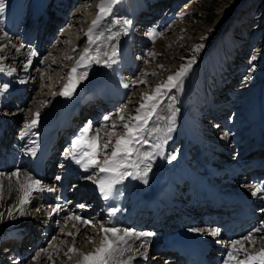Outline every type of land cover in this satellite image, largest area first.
Returning a JSON list of instances; mask_svg holds the SVG:
<instances>
[{"label":"rangeland","instance_id":"1","mask_svg":"<svg viewBox=\"0 0 264 264\" xmlns=\"http://www.w3.org/2000/svg\"><path fill=\"white\" fill-rule=\"evenodd\" d=\"M39 1L0 0L5 4L4 12L0 13V43L4 41L5 33V41L10 47L13 40L25 37L31 31L29 43L43 46L42 41L35 42L34 27L29 25L33 8ZM58 1L55 0L57 3ZM70 3L68 8L73 14L72 18L69 17L64 26L59 28V34L56 29L49 33L53 40L47 46L52 53L47 52L43 56L42 61L45 60L47 64L42 69V79L36 82L32 92L26 93L29 105L24 109H16L8 104L10 97L3 87L8 85L9 79L15 80L19 71V65L12 63L10 58H15L22 52L13 51L8 55L9 49L0 48V67L4 69L0 71V119L6 118L10 122L8 127L13 128L14 136L39 135L41 119L49 109L59 104L57 99L68 82L70 70L77 64L84 48L89 46L86 33L92 21L97 18L100 0H70ZM149 5L150 10L152 6V9H156L155 13L147 10ZM140 14L147 16L139 18ZM146 18L148 22L141 23ZM124 19L132 21L129 27H133L135 21L141 20L135 24L139 29L135 32L138 38H145L147 29L155 25L156 19L161 24L153 31L157 35L152 36L149 33L147 42H132L133 46L142 49V53L134 54L142 61L135 74L130 73L128 94L114 106V115L106 113L111 122L101 121V125L105 123L101 127V143L105 142L104 134L112 131L110 126L113 123L118 125L116 135H123L124 130L119 127V116H125L126 122L128 117L135 116L143 94H151L157 85L166 81L168 76L173 75L181 65L191 59L197 45H203L195 53V63L183 77L181 85L164 90L159 98L156 112L147 125L150 131L144 133L149 143L137 145L141 153L147 151L146 149L152 151L154 159L142 162L140 158L133 156V162L139 164L141 171L148 164L169 173L180 168L186 160L203 170L208 162L222 166L226 160L242 157L255 143V132L264 118V0H117L111 15L101 21L96 31H103L104 37H111L115 33L119 35L110 44L111 48L108 40L112 39H101L91 47L95 49L99 46L101 53L111 52L113 46L119 50L122 45L120 41L123 38L125 40L124 29L128 27L123 24ZM115 20H120L121 23L117 24ZM12 24L8 34V28ZM69 56L73 58L68 59ZM101 58L105 59L103 56ZM56 61L60 65H50ZM99 68L98 64L92 63L77 69V76L87 73L86 80L89 85L84 87L85 93V89L99 78ZM108 74L115 77L111 70ZM46 95L48 96L45 97ZM12 102L14 101L9 103ZM41 107L43 110L37 126L29 129L28 125L35 118L34 111ZM122 108L123 113L120 112ZM14 109L17 111L13 112ZM169 127L172 128L171 132L168 131ZM165 140L162 149L153 148V145ZM114 141L115 137L113 143ZM70 148L68 146L66 150ZM160 152L163 155L158 154ZM259 154L260 152L254 150L251 158L259 157ZM171 155H175L176 159H168ZM64 157L61 149L57 160H62L63 163ZM98 158L103 160L104 153ZM128 171L135 172V169L129 168ZM62 175L64 172H53L52 178H61ZM248 175V170H244L236 179L243 176L247 178ZM148 177L147 175L144 179ZM144 179L140 178V181ZM183 187L184 184L179 190L182 191ZM129 190L130 185L124 184L123 193ZM199 224L200 228L211 226L203 221ZM135 225L137 231H143L141 225ZM158 253L150 251L145 258V264H170L162 255L156 257Z\"/></svg>","mask_w":264,"mask_h":264},{"label":"bare ground","instance_id":"2","mask_svg":"<svg viewBox=\"0 0 264 264\" xmlns=\"http://www.w3.org/2000/svg\"><path fill=\"white\" fill-rule=\"evenodd\" d=\"M46 1L47 0H40L33 8L34 10L32 11L31 21L29 23L35 24L34 29L37 27L36 24H38L36 23L37 18L41 16L45 5H47ZM151 11H155V9L149 10V12ZM69 17L71 16L68 15L65 17L64 23L69 20ZM14 20L16 21L17 19ZM64 23L56 24L53 29L59 31V28L61 29ZM12 27L13 24L10 26V29L8 28V34ZM40 29V35H42L40 43L42 41V47L29 43L31 31L28 32L27 36L17 41L13 40L10 47L5 41L7 35H4V41L0 43V48L5 47V49H9L10 52H7L8 55L13 51L22 52L21 55L10 58L12 63L19 65V71H17L18 74L16 75L15 81L19 80L28 83V87L31 86L33 89H35L36 82L42 79V69L45 63L47 64L45 60L42 61L43 56L47 52L50 54L52 53V51L48 50L49 46H47V44L49 42L51 43L53 40L52 36L47 34L48 27L44 24ZM112 42H114V39L108 40L109 48H111L110 44ZM33 51L36 52L37 55H31ZM108 53L110 54L111 52ZM104 58L106 59L107 57ZM59 63V61H56V63L50 65L58 66L60 65ZM115 64L119 65V62L117 61ZM76 66L77 64L75 63L74 67ZM98 67L104 69L105 65L101 63L98 64ZM137 68L138 65L134 70ZM134 74L135 72H133L132 75ZM125 76H130V74H126ZM101 78L103 82L107 81L110 83L111 81L104 74L100 75V79ZM114 79L119 85V91H121L123 95L125 93L127 94L128 87H124L123 77L120 78L116 76ZM15 81L9 79L8 85H12ZM87 84L89 85L88 80L85 78L80 81L71 96L66 97L59 95V99H57L59 104L57 103L58 105H54L55 107L51 110L49 109L41 119L39 124V135L33 137H29L28 134L17 135L15 137L13 135L10 139L11 146H8V148L0 153V163L2 162L0 164V173L5 174L3 177H0L3 184L2 192H0V213L4 214L3 217L0 218V264H78L82 259V254L93 252L95 248L101 245L104 238L102 232L103 227L127 228L133 229L136 232L154 233L153 236L148 238H131L128 240V245H121V247H128L130 245L131 250L124 252L122 256H117L115 264H145V258L150 251L162 249L167 246L169 247L176 243L177 240L173 238L171 234L175 231H182V229H184V231L188 230L186 234L190 235V237L200 239L207 243L208 246H215L216 251H212L208 255V260L211 264H235V261L228 260V253L233 251L232 242L243 240L249 233L253 235L255 244L244 241V247L247 249L248 253L255 254L264 246V228H262L264 212L261 211V209H264L262 205L264 202V193H259L257 195L252 194L256 186H264V183L253 184L251 181H248L249 178H246V176L236 179V174L244 170V168L259 165L261 167L264 166L260 161L251 158L252 152L256 150L255 148H260V146L263 148L262 146H264V125L258 126V130L255 132V134H257L256 142L250 149L246 150V153L242 157L226 160L222 166H215L208 162L203 170L198 169L194 164L186 160L184 161V166L182 165L177 170L169 173L162 172L159 167L156 168V166L151 165L147 175L152 179L149 177L146 178L147 183H145L144 180L140 181L139 177L132 176L131 181L128 182V185H130L129 192L123 193V185L126 184L125 180H123L116 185L112 200L109 199L100 204L103 214L99 219L91 218V216L86 214L85 207L89 209L92 202L97 201V198L87 194L84 196L86 192L85 188H87L86 186L88 183L90 185L94 183L84 177L93 174L94 170L85 172L80 165L76 164L70 158L65 157V161L61 163V171H59H63L65 175L61 182H56L50 179L49 171L43 170L42 165H49L51 161L56 159L57 145H55L54 150L50 149V157L47 158L44 154L48 150L47 148L44 151L45 143L51 134L62 128L61 114L72 101L78 102L82 99L85 93L84 87L87 86ZM128 84L129 83H127V85ZM98 85L99 84H97V86ZM55 91L56 90H54V92ZM8 93L12 99L13 97L17 98L14 99L15 103L12 104L16 109H24L29 105L27 102L29 98L26 95L27 92L21 95L20 100H18L20 95H17L16 92L9 90ZM47 96L48 95L45 97ZM6 107L8 108V106ZM113 108L115 107L110 106L106 113L110 116L114 115ZM16 109H14L13 112H16ZM42 110L43 107L39 108V113ZM36 112L37 110L34 111L33 117H35ZM110 119L105 121L104 119L101 120L96 118L98 122L91 124L92 131L89 132V135H93L95 130H99L102 137L101 127H103L105 123L101 125V121L109 122ZM7 122L9 121L6 119V123ZM77 122V126L74 129H70V137L68 138L67 144L71 146V148L68 149V151L72 150L73 141L81 134V130L86 126L80 120ZM96 126H100L99 129H95ZM34 141L35 143H33ZM30 148H35L36 154L34 156L28 151ZM146 150L148 151V149ZM261 154L264 153L262 152ZM15 162L17 164H15ZM17 170L20 172L18 178L20 182L24 180L25 175H30L35 179L41 180L43 185L46 184L47 188H52L54 191L34 192L31 196L30 203L21 206L19 204L22 195L19 191L20 184L16 177H12L11 180L8 179V177ZM99 175L105 174L101 173ZM245 178L247 182L244 181ZM183 184V190L180 191L179 188L182 187ZM56 186H58V190H56ZM70 186L72 187L69 188ZM76 188L79 190L76 191ZM82 199H84L83 201L86 203L84 207H80V205H82ZM206 200L210 203L212 200H220L224 207H230L231 209L238 208L239 210H245L246 208L245 206L240 208V205H252L257 209L256 213L258 216L262 217V221L258 226L251 228L249 232H246L240 238L235 235L238 229L237 227L233 229L232 226H229L228 230L223 232L222 216L220 218L218 217L220 223L211 221L210 227L205 226L202 227L203 230H201L193 226V223L197 224V222H201L197 212L204 209L207 212V209H209L208 214L212 213L211 215H213L215 211L206 205ZM72 201L73 203H71ZM57 203L62 205V210L58 211L59 213L57 212L58 215L56 218L49 222L47 218H51L50 216H52V214L49 215L51 212L49 206L54 207ZM21 207H23V215L20 214ZM112 208H116L118 211L111 213L110 209ZM37 209H40V211H37ZM160 209H162L163 214H158ZM10 210L12 212L11 216L8 215ZM92 214L95 213L92 212ZM226 214L228 213L226 212ZM70 216L72 217L71 219H66ZM75 216H80L84 220L92 221V225L85 228L81 221L75 219ZM31 217L35 218L33 223L36 228L39 227L41 231L44 228L46 229L47 225L51 226L49 228V236L42 238L37 246H35L36 249L34 253H30L27 257H24L20 248L9 251L8 257L6 250L1 251V248L5 246V242L7 244L9 243L4 237L8 234L10 226L16 223L29 226L31 225L29 220ZM43 221H46V224L42 223ZM234 222L237 223L238 220ZM135 224L141 225L143 231H137V225ZM172 227L174 229H172ZM257 228H262V230L256 232L255 229ZM78 230L79 232L77 234ZM229 231L234 234L233 239L225 240V237L228 238ZM68 232H72L73 235H67ZM213 232L216 234L213 235ZM144 239L148 240V244L146 247H141ZM90 240L92 242H89ZM82 244L84 246H82ZM73 246H75L77 251H70ZM6 247H8V245ZM237 247L239 248L240 246L237 245ZM142 253H146V256L142 255ZM234 255L239 260L245 259L243 251L234 253ZM159 256L160 255H157L156 257L159 258ZM129 257H131V259H129ZM167 262L170 264H180L176 259L172 258Z\"/></svg>","mask_w":264,"mask_h":264},{"label":"snow or ice","instance_id":"3","mask_svg":"<svg viewBox=\"0 0 264 264\" xmlns=\"http://www.w3.org/2000/svg\"><path fill=\"white\" fill-rule=\"evenodd\" d=\"M116 2L117 0H100L97 18L92 21V24L86 33L89 46L84 48L80 59L77 61V66L70 70L68 82L64 85V89L59 93V95L66 97L71 96L76 87L79 85L80 81L87 78L86 72L80 76L76 75L77 69L80 66H87L92 63H102L107 67H111L112 64L117 62V60L114 59L118 56V49L116 47L113 46L110 54L108 52L101 53L99 46H97L95 49L91 47V45L97 44V42L101 39H115V37L119 35V33H115L111 37H104L103 31H96L99 28L101 21L105 17L111 15L113 5ZM4 10L5 4L0 2V13H3ZM114 22L117 24L121 23L120 20H115ZM123 24L125 26H129L132 24V21L124 19ZM124 31L127 32V27H125ZM157 34L158 33L156 32L150 33L152 36ZM5 35H7V33H5ZM202 47L203 45H197L194 49L191 59H189L187 63L181 65V67L175 71L173 75L168 76L166 81L160 85H157L151 94H143L142 102L136 109L137 114L135 116L128 117L127 122L125 116H119V120L121 121L119 127H122L124 130L123 135H116V129L118 125L113 123L111 125L112 131L106 132L104 134L105 142L101 143V135L99 130H95L93 135H89V132L92 131L91 122H89L81 130V134L73 141L72 150L66 151L64 153L65 157L70 158L76 164L80 165L85 170V172L94 170L93 174L87 175L84 178L93 181L98 186V190L105 200H108L112 196L115 185L121 183L127 177L136 176L144 179L147 176V173L150 170V165L146 164L144 170L141 171L139 164L133 162V156H137L142 162H146L150 159H154V153L152 151H144L141 153L137 145L141 143H149V140L145 137L144 133L150 131L147 128V125L149 120L152 119L153 114L156 112L159 98L164 94V90L178 88L181 85L183 77L187 75L188 71L195 63V53L199 52ZM92 52L95 54L90 55ZM31 55H37V53L33 51ZM102 56L107 58L102 59ZM72 58L73 57L71 56L68 57V59ZM3 70V67H0V71ZM12 71H14V69ZM141 82L146 83V81ZM3 87L7 89L8 85H4ZM124 87H128V85L125 84ZM123 111V108L120 109L121 113H123ZM39 118L40 113L37 111L35 113V118L28 125V128L31 129L36 127L39 122ZM109 119L110 117H104L105 121ZM168 131L171 132L172 128L169 127ZM113 137H115L114 143ZM33 143H35V141ZM164 143H166V140L153 145V148L157 150L162 149ZM109 149L110 155H108ZM28 151L33 156L36 154L35 148H30ZM101 153H104L105 155L103 160L98 158ZM158 154L163 155L162 152ZM168 159L174 160L176 159V156L171 155L168 157ZM129 168L135 169V172L128 171ZM101 173L105 175H99ZM4 175L5 174L0 173V177H3ZM19 176L20 172L17 170L16 172H13L8 177V179L11 180L12 177H16L20 184L19 191L22 195L19 200V204L21 206L30 203L31 196L34 192L54 191V189L44 186L41 180L35 179L30 175H25L22 182L19 181ZM56 179L59 180L60 177H56ZM144 182L147 183V180L144 179ZM2 189L3 184L2 180H0V192H2ZM259 193H264V186H256L252 192L253 195H257ZM49 207L51 208L49 215L62 210V205L60 203H57L54 207ZM80 207H84V205H80ZM37 211H40V209H37ZM116 211H118L116 208L110 209L111 213H115ZM261 211L264 212V209H261ZM20 214H24L23 207L20 208ZM3 215V213H0V218H2ZM8 215H12L11 210L8 212ZM71 218L72 217L70 216L66 219ZM75 219L81 221L85 228L92 225V221L84 220L80 216H75ZM262 228H264V222H262ZM262 228H257L255 231L260 232ZM78 232L79 230L77 231V234ZM102 232L104 234V238L101 245L95 248L93 252L82 254V259L78 262V264H115L117 256H122L124 252L131 250L130 245L128 247H121V245H128L129 239H140L141 237L148 238L154 235L152 232H136L133 229H121L118 227H103ZM215 234L216 233L213 232V235ZM67 235L72 236L73 233L68 232ZM244 241L255 244V240L251 233L244 237L243 240L233 241V251L228 253V260L235 261V264H264V246H262L257 253L251 254L248 253L247 249L244 247ZM89 242L92 241L90 240ZM147 244L148 240L144 239L141 247H146ZM237 245L240 247L238 248ZM70 251H77V249L75 246H73ZM241 251H243L245 255V259L243 260L237 259L234 255V253H239ZM142 255L146 256V253H142ZM129 259H131V257H129Z\"/></svg>","mask_w":264,"mask_h":264}]
</instances>
